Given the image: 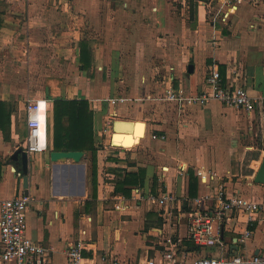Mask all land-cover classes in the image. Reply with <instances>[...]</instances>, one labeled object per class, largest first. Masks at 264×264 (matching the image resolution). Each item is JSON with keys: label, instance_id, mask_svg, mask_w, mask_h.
I'll list each match as a JSON object with an SVG mask.
<instances>
[{"label": "crops", "instance_id": "crops-1", "mask_svg": "<svg viewBox=\"0 0 264 264\" xmlns=\"http://www.w3.org/2000/svg\"><path fill=\"white\" fill-rule=\"evenodd\" d=\"M214 66L258 99L253 111L164 98L171 84L196 94ZM263 96L264 0H0V200L26 192L22 158L13 156L26 151L31 99L41 103L45 135L44 150L28 153V235L52 248L51 264H69L68 246L78 240L90 264H107L104 254L140 264L168 238L192 247L187 216L196 195L222 185L264 200V184L253 179L264 158ZM57 99L86 100L93 111L96 193L90 151L80 162L50 158ZM140 121L145 136L135 145L114 143ZM198 171L214 178L198 176L194 194ZM128 173L137 178L125 185L130 194L116 191ZM162 194L174 201L147 198ZM246 224L245 213L215 218L224 247L199 253L264 254V212L254 214L244 251Z\"/></svg>", "mask_w": 264, "mask_h": 264}, {"label": "built area", "instance_id": "built-area-1", "mask_svg": "<svg viewBox=\"0 0 264 264\" xmlns=\"http://www.w3.org/2000/svg\"><path fill=\"white\" fill-rule=\"evenodd\" d=\"M228 17L226 12L223 19ZM164 98L178 105L204 106L212 100H219L228 106L237 107L246 111L255 109L258 99L242 84L231 83L223 79L217 67H213L205 79V87L196 94H186L181 87L172 84L166 87ZM125 98H113V104L123 101ZM260 102L264 105V96ZM27 153L44 150L41 143L45 135V118L41 115L42 107L39 101L27 100ZM197 175L202 181L214 178L213 173L198 171ZM151 201H174L169 194H162L159 198L149 195ZM34 198L30 193L23 192L10 198L0 200V257L8 264H51L52 248L43 245L28 235L27 213ZM210 201L214 203L209 205ZM230 212L245 213L247 224L240 231L238 244L243 246L252 236L250 223L254 220V214L264 212V200H253L238 193L228 194L222 185H218L213 194H198L192 202V209L187 216V238L199 249L190 250L178 241L168 238L164 243V249L159 255L149 257L140 264H264V254L235 253L226 255H211L208 252L199 253L202 248L218 246L223 249L224 243L218 235L213 233V221L215 218L224 219ZM84 242L78 240L69 244L67 254L69 264H90L83 255ZM107 264H125L120 259L109 254L101 257Z\"/></svg>", "mask_w": 264, "mask_h": 264}, {"label": "trees", "instance_id": "trees-1", "mask_svg": "<svg viewBox=\"0 0 264 264\" xmlns=\"http://www.w3.org/2000/svg\"><path fill=\"white\" fill-rule=\"evenodd\" d=\"M84 44V43H83ZM4 109V103L0 102V110ZM5 121L0 118V126L6 129ZM94 135L93 111L86 100L57 99L53 102V149L54 150H85L91 152V172L94 192L97 190V159ZM21 158V155L18 156ZM193 174V173H191ZM195 175V174H194ZM191 191L195 194L198 175H191ZM197 179V180H196ZM137 183L134 174H127L121 186L116 191L122 190L130 194L131 189L126 184ZM186 247L190 250L199 249L198 246Z\"/></svg>", "mask_w": 264, "mask_h": 264}, {"label": "water", "instance_id": "water-1", "mask_svg": "<svg viewBox=\"0 0 264 264\" xmlns=\"http://www.w3.org/2000/svg\"><path fill=\"white\" fill-rule=\"evenodd\" d=\"M189 70H192V66L190 65ZM114 139V136H113ZM112 139V140H113ZM114 141V140H113ZM21 155L24 167V177H23V187L26 189V193H28V165H29V156L27 151L19 149L13 156V158ZM84 155V151L82 150H52L50 152V158L52 161L59 160H67L72 159L75 162H80ZM254 181L257 183L264 184V158L261 160L260 166L257 169L254 175Z\"/></svg>", "mask_w": 264, "mask_h": 264}, {"label": "bare ground", "instance_id": "bare-ground-1", "mask_svg": "<svg viewBox=\"0 0 264 264\" xmlns=\"http://www.w3.org/2000/svg\"><path fill=\"white\" fill-rule=\"evenodd\" d=\"M120 125L121 122H118L117 126L119 127ZM145 127V124L140 121L133 130L116 132L113 139L114 143L125 147H131L135 145L139 138L145 136Z\"/></svg>", "mask_w": 264, "mask_h": 264}, {"label": "rangeland", "instance_id": "rangeland-1", "mask_svg": "<svg viewBox=\"0 0 264 264\" xmlns=\"http://www.w3.org/2000/svg\"><path fill=\"white\" fill-rule=\"evenodd\" d=\"M20 134H21V138H22V140H23V138H25V136H26V131H23V130H22V131L20 132Z\"/></svg>", "mask_w": 264, "mask_h": 264}]
</instances>
